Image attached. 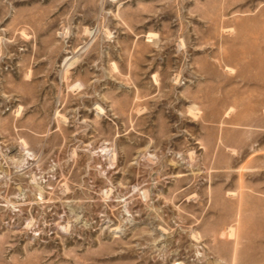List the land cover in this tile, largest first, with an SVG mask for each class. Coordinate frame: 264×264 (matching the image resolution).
<instances>
[{
    "label": "rangeland",
    "instance_id": "1",
    "mask_svg": "<svg viewBox=\"0 0 264 264\" xmlns=\"http://www.w3.org/2000/svg\"><path fill=\"white\" fill-rule=\"evenodd\" d=\"M0 264H264V0H0Z\"/></svg>",
    "mask_w": 264,
    "mask_h": 264
}]
</instances>
